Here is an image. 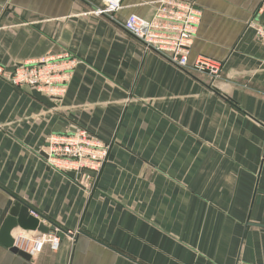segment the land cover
Instances as JSON below:
<instances>
[{
	"label": "crops",
	"instance_id": "obj_1",
	"mask_svg": "<svg viewBox=\"0 0 264 264\" xmlns=\"http://www.w3.org/2000/svg\"><path fill=\"white\" fill-rule=\"evenodd\" d=\"M160 1L112 21L87 15L103 0H0V229L20 200L75 233L30 260L0 245V264H264V0H192L189 62H221L213 84L123 29ZM65 54L60 105L5 79ZM79 129L109 147L88 188L45 164L48 137Z\"/></svg>",
	"mask_w": 264,
	"mask_h": 264
},
{
	"label": "built area",
	"instance_id": "obj_2",
	"mask_svg": "<svg viewBox=\"0 0 264 264\" xmlns=\"http://www.w3.org/2000/svg\"><path fill=\"white\" fill-rule=\"evenodd\" d=\"M123 1L103 0L100 6L92 8L87 15L106 17L114 21L115 16L124 8ZM200 17L201 12L192 0H161L150 19L131 15L123 22L122 27L145 49L159 54L172 66L205 74L213 84L221 78V62L203 56L189 62L190 49L197 34ZM249 26L253 29L255 38L264 45V27L255 21L250 22ZM79 64V61L67 54L57 58H43L34 63L16 66L5 79L14 87H26L49 102L60 105ZM108 150L107 144L84 129L53 134L47 139L45 164L64 173L75 172V179L79 183L81 178L86 184L82 186L86 187L99 175L107 161ZM31 215L48 228L47 233L19 228L11 233L13 247L28 255L30 259L35 258L44 246L56 252L65 236L72 240L75 235L47 221L37 212Z\"/></svg>",
	"mask_w": 264,
	"mask_h": 264
},
{
	"label": "water",
	"instance_id": "obj_3",
	"mask_svg": "<svg viewBox=\"0 0 264 264\" xmlns=\"http://www.w3.org/2000/svg\"><path fill=\"white\" fill-rule=\"evenodd\" d=\"M33 212L35 211L29 206L20 200H16L7 219L3 222L0 229V245L25 260H30V257L13 247L11 233L17 228L25 231H39L47 233L48 228L44 224L40 223L37 218L31 215Z\"/></svg>",
	"mask_w": 264,
	"mask_h": 264
}]
</instances>
